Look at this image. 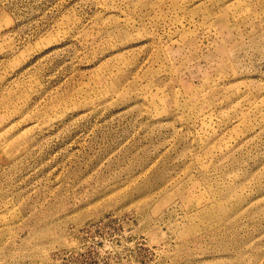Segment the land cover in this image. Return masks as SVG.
Segmentation results:
<instances>
[{
    "label": "rangeland",
    "instance_id": "obj_1",
    "mask_svg": "<svg viewBox=\"0 0 264 264\" xmlns=\"http://www.w3.org/2000/svg\"><path fill=\"white\" fill-rule=\"evenodd\" d=\"M0 264H264V0H0Z\"/></svg>",
    "mask_w": 264,
    "mask_h": 264
}]
</instances>
